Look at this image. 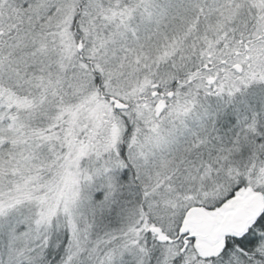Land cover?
I'll list each match as a JSON object with an SVG mask.
<instances>
[{
	"label": "snow or ice",
	"instance_id": "snow-or-ice-1",
	"mask_svg": "<svg viewBox=\"0 0 264 264\" xmlns=\"http://www.w3.org/2000/svg\"><path fill=\"white\" fill-rule=\"evenodd\" d=\"M0 264H264V0H0Z\"/></svg>",
	"mask_w": 264,
	"mask_h": 264
}]
</instances>
